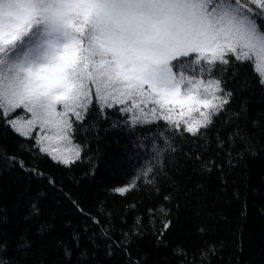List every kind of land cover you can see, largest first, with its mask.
<instances>
[{"label": "snow or ice", "instance_id": "6c2138e0", "mask_svg": "<svg viewBox=\"0 0 264 264\" xmlns=\"http://www.w3.org/2000/svg\"><path fill=\"white\" fill-rule=\"evenodd\" d=\"M237 63L250 64L264 85V0H0V124L29 139L34 159L46 154L65 167L80 159L72 134L93 104L118 111L129 131L156 128L152 159L113 190L121 196L140 182L156 185L167 176L162 158L174 156L176 141L190 136L195 142L213 124L233 94L214 71ZM240 139L251 148L246 136ZM234 145L231 136L218 138V152L226 151L230 165ZM186 155L202 160L198 147ZM8 159L26 168L22 159ZM169 211L164 204L148 209L150 222L157 213L164 218L154 233L158 244L171 228ZM31 215H40L36 202ZM142 235L138 217L131 236H124ZM72 240L78 244L76 234ZM18 246L32 243L21 236ZM7 248L0 240V249ZM215 251V245L201 250L200 264ZM175 254L196 264L182 248ZM0 264L13 262L0 255Z\"/></svg>", "mask_w": 264, "mask_h": 264}, {"label": "trees", "instance_id": "16d2710c", "mask_svg": "<svg viewBox=\"0 0 264 264\" xmlns=\"http://www.w3.org/2000/svg\"><path fill=\"white\" fill-rule=\"evenodd\" d=\"M214 75L233 93L224 111L195 142L190 136L176 141L174 156L162 158L166 177L154 186L140 182L124 196L113 190L127 186L152 159L155 127L129 131L118 111L93 104L72 134L81 158L65 167L46 154L34 159L29 139L0 124V240L8 246L0 255L13 264H184L185 257L175 254L182 248L200 264L201 250L215 245L205 264H264V85L250 64L218 65ZM230 136L231 165L226 151L217 149L218 138ZM197 147L202 160L194 162L186 153ZM13 156L26 168L12 165ZM165 195L172 199L164 201ZM34 202L39 216L31 215ZM161 204L170 210L171 228L158 244L154 233L164 218L157 213L150 222L148 209ZM138 217L143 235L126 241ZM21 236L30 249L18 246Z\"/></svg>", "mask_w": 264, "mask_h": 264}, {"label": "rangeland", "instance_id": "374dc122", "mask_svg": "<svg viewBox=\"0 0 264 264\" xmlns=\"http://www.w3.org/2000/svg\"><path fill=\"white\" fill-rule=\"evenodd\" d=\"M93 91V95H94V89L92 90ZM23 112V110L22 109H19V110H17V115H19V114H21ZM198 115V114H197ZM28 116L30 117V114H28ZM37 131H39V129L37 128V129H35L34 130V132H33V135H35V132H37ZM47 146V145H46ZM54 162H56V161H54Z\"/></svg>", "mask_w": 264, "mask_h": 264}]
</instances>
